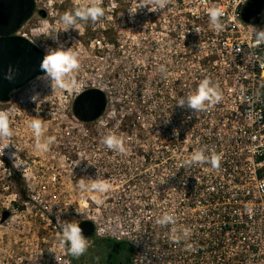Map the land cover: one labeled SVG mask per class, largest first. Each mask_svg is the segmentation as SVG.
Wrapping results in <instances>:
<instances>
[{
  "label": "built area",
  "instance_id": "obj_1",
  "mask_svg": "<svg viewBox=\"0 0 264 264\" xmlns=\"http://www.w3.org/2000/svg\"><path fill=\"white\" fill-rule=\"evenodd\" d=\"M249 1L169 0L162 10L136 11L146 0H134L125 37L118 25L115 41L92 40L106 47L99 59L113 47L114 83L100 72L97 82L77 89L74 97L100 88L105 106L92 120L72 113L54 135L57 152L71 155L36 195L64 176L78 185L99 178L110 187L64 204L58 235L61 224L84 219L92 230L83 234V255L60 243L52 264H101L87 251L104 238L128 243L126 264H264V45L250 46L256 28L264 29V6L259 22L246 21L241 12ZM212 7L224 10L220 31L210 23ZM119 52L124 61L114 56ZM205 78L218 86V103L199 112L186 100L177 105ZM109 133L123 140L125 152L101 143ZM201 149L220 156L218 168L182 166ZM166 213L174 222L157 223Z\"/></svg>",
  "mask_w": 264,
  "mask_h": 264
},
{
  "label": "rangeland",
  "instance_id": "obj_2",
  "mask_svg": "<svg viewBox=\"0 0 264 264\" xmlns=\"http://www.w3.org/2000/svg\"><path fill=\"white\" fill-rule=\"evenodd\" d=\"M35 1L33 14L17 32L30 37L47 54L56 50L74 52L79 67L65 77L66 81H74L75 87L66 84L54 88L52 80L43 73L15 88L8 100L0 101V112L8 114L12 131L10 138H0V217L4 209L9 211L0 221V264H52L56 258L60 250L57 222L67 218L64 204L71 199L74 202L80 199L81 189L64 176L63 183L56 184L55 188L49 183V190L36 195L37 187L47 181L53 171L64 167L60 159L71 153L57 152L59 147H56L55 139L46 152L37 151L35 136L28 125L39 118L43 124V137L53 138L69 123L68 119L73 118L72 101L85 80L97 82V75L102 72L104 79H109V85L114 83L113 47L106 60L99 59L100 54L106 53V47L100 49L92 40L104 37L109 42L115 41L114 28L118 25L125 37L128 12L134 5V0H102L101 6L105 10L102 18L96 22L78 20L75 26L67 29L61 16L74 11L86 0ZM124 53L114 55L117 61H124ZM16 152L20 157L18 165L26 164L27 167L14 166L12 154ZM67 172L63 171V174L67 175ZM87 252H91L92 260H100L104 248L97 243Z\"/></svg>",
  "mask_w": 264,
  "mask_h": 264
},
{
  "label": "clouds",
  "instance_id": "obj_3",
  "mask_svg": "<svg viewBox=\"0 0 264 264\" xmlns=\"http://www.w3.org/2000/svg\"><path fill=\"white\" fill-rule=\"evenodd\" d=\"M101 2L102 0H86L84 4L76 7L74 11L65 12L61 16L62 23L69 29L75 26L78 20H91L92 22H96L105 14ZM168 3L169 0H146V2H141L137 5L136 11L138 8H148L149 11L162 10ZM149 4L154 5V7H149ZM208 15L213 28L217 31L222 30L223 24L221 23V17L225 15L224 10L220 7H212L208 10ZM195 30L199 33L198 28ZM261 45H264V29L256 28L253 33V42L250 46L259 47ZM78 67L79 64L76 54L69 50L50 51L49 54L43 58L41 64V68L44 70L46 77L52 80L54 88L64 87L66 84L70 87H75V82L66 81L65 77ZM11 73L12 69L10 67L8 73L5 74V79L11 80ZM185 100L190 109L199 112L205 109L206 102L207 104L218 103L221 100V93L218 90V86L214 85L210 79L205 78L199 82L195 91L187 95L186 98H181L177 105L183 106ZM28 126L35 136V149L39 152H46L54 138L43 137V124L39 118L31 120ZM11 136L12 131L9 124V116L5 112H0V138H10ZM101 143L108 149L121 153L125 152L123 140L115 133L105 135ZM12 155L15 158V167H27L26 164L18 165V161L20 160L18 152ZM197 163H210L213 168H218L220 156L215 153L206 156L204 150H197L192 152L189 158L182 161V166H191ZM79 187L81 189V199H84L85 193L96 192L102 194L107 192L110 186L104 180L96 178L92 179L90 184L84 183V180L81 179ZM170 222H174V217L167 213L157 220V223L162 225ZM58 232L60 243L68 246L67 250L72 256L78 257L86 252L88 247L87 238L83 235V231L78 223H63L60 225Z\"/></svg>",
  "mask_w": 264,
  "mask_h": 264
},
{
  "label": "water",
  "instance_id": "obj_4",
  "mask_svg": "<svg viewBox=\"0 0 264 264\" xmlns=\"http://www.w3.org/2000/svg\"><path fill=\"white\" fill-rule=\"evenodd\" d=\"M264 0H250L242 9L246 21L257 23L260 20ZM35 0H0V101H6L11 92L25 84L31 78L45 73L41 68L42 60L47 55L45 50L17 30L33 14ZM43 12L42 9H39ZM12 79H5L9 68ZM105 94L97 87H87L80 91L72 101V112L81 120H92L105 106ZM9 214L4 209L0 221ZM83 234H90L92 223L84 219L79 223ZM114 244H118L116 241Z\"/></svg>",
  "mask_w": 264,
  "mask_h": 264
},
{
  "label": "trees",
  "instance_id": "obj_5",
  "mask_svg": "<svg viewBox=\"0 0 264 264\" xmlns=\"http://www.w3.org/2000/svg\"><path fill=\"white\" fill-rule=\"evenodd\" d=\"M118 243V246L114 247L115 241H111L109 239H99L98 245H100L102 248H106V251H112L115 252V249H117V256L115 260L110 261L107 257L103 258L101 257V264H126L129 254H130V246L126 241H116Z\"/></svg>",
  "mask_w": 264,
  "mask_h": 264
},
{
  "label": "flooded vegetation",
  "instance_id": "obj_6",
  "mask_svg": "<svg viewBox=\"0 0 264 264\" xmlns=\"http://www.w3.org/2000/svg\"><path fill=\"white\" fill-rule=\"evenodd\" d=\"M115 246H118V244H115L114 247ZM116 256H117V249H115V252H112V251L107 252L105 248L103 258L107 257L110 261H112L116 259Z\"/></svg>",
  "mask_w": 264,
  "mask_h": 264
}]
</instances>
